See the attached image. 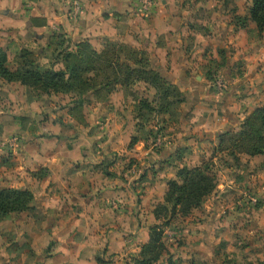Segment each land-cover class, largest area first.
Instances as JSON below:
<instances>
[{
  "label": "crops",
  "instance_id": "obj_1",
  "mask_svg": "<svg viewBox=\"0 0 264 264\" xmlns=\"http://www.w3.org/2000/svg\"><path fill=\"white\" fill-rule=\"evenodd\" d=\"M159 1L151 0L145 8L144 0H80L79 11L73 15V0H0V49L7 52L8 61L12 51L23 49V40L27 41L26 47L43 43L39 51L47 44L55 52V36L62 33L67 37L65 47L70 50L76 49L77 43L88 40L101 51L107 40H114L144 51L150 56L149 60L157 56L161 65L166 59L160 53H168L171 47L173 63H184L187 67L189 61L183 55V41L190 33L182 39L181 46L177 45L176 39L171 38L168 43L162 39L163 34L172 36L178 32L177 20L187 11L177 7L179 0ZM181 27L186 33L187 25ZM183 33L179 32L182 36ZM8 61L6 65L9 67ZM258 65L254 75H246L248 85L258 82L256 97L247 96L237 103L236 92L246 84L244 81L237 83L235 94L220 107L206 105L203 97L200 98L189 112L188 121L196 123L202 136L208 132V137H220L221 133L238 127L256 107L264 104H255L260 100L257 97L264 95L261 93L264 90V62ZM18 67L19 63L14 69ZM64 67V63H55L54 66L55 69ZM131 87L118 84L108 94L102 92L101 96L93 91L83 95L38 91L42 96H36L35 90L36 94H29V102H26V93L31 88L0 76V187L30 189L43 216L42 219L30 216L29 226L35 230L44 229L32 233L35 235L30 245L33 250L12 255L2 253L8 261L13 259L14 264L109 262L102 257L97 259L98 251L103 246L109 250L115 248L120 236L118 232L108 230L111 225L108 205L122 199L130 182H126L118 171L113 173L110 167L104 166L105 160L111 156L112 160L119 156L140 158L145 156L143 152H150L142 139L139 141L145 145V151L137 153L136 144L130 146L138 129V119L134 118L128 101L131 96L127 91ZM57 96L68 98L64 107H55L52 100ZM243 104L246 108L237 110ZM23 105L27 111L22 112ZM200 110L210 111L202 113ZM235 117L240 118L234 125H226L229 118ZM217 144V140L214 141V145ZM40 170L43 173L38 174ZM124 175L130 178L128 174ZM31 211L33 209L7 216L14 215L19 223L23 219L19 215L23 217ZM128 222L133 223L131 216ZM115 223L119 224L117 220ZM135 227V235L127 241L135 238L142 244L148 242L146 226L143 223L140 226L137 221ZM96 228L105 230L95 234Z\"/></svg>",
  "mask_w": 264,
  "mask_h": 264
},
{
  "label": "rangeland",
  "instance_id": "obj_2",
  "mask_svg": "<svg viewBox=\"0 0 264 264\" xmlns=\"http://www.w3.org/2000/svg\"><path fill=\"white\" fill-rule=\"evenodd\" d=\"M251 5L252 0H179L177 7L187 12L177 20L178 32L172 33V36L163 34L162 39L168 43L173 38L180 45L190 33L183 41V55L189 63H186L187 67L184 63H173L169 47L168 53H160L166 59L164 66L157 56L150 58V67L158 68L166 77L161 81L160 88L139 81L127 91L131 96L128 101L134 118L138 119L137 153L145 151L146 147L150 152H143L145 156L140 158L119 156L112 160L111 156L105 160L104 166L110 167L113 173L118 171L126 182H130V186H126L128 191L125 188L121 200L117 199L116 204L111 201L108 205V217L111 218L108 230L116 231L120 236L115 248L109 250L103 246L98 251V260L102 257L106 259L104 261H109L105 264H136L138 257L143 256L141 251L147 242L142 244L135 238L128 242L127 239L135 235L133 231L138 221L148 230L147 241H151L152 227L159 226L164 231L161 241L165 250L153 264H264V154H249L248 142L233 151L221 147L220 137H208V132L202 136L196 123L188 121L189 112L201 97L206 105L220 107L229 102L238 84L244 81L246 84L236 92L237 103L247 96H257L255 86L258 82L248 85L246 75H254L258 63L264 62V29L260 30L250 18ZM180 24L187 25L186 33H183ZM59 35L62 38L55 36V52L47 44L39 51L43 43L26 47V40L22 42L23 49L31 51L37 63L47 66L63 63L56 62V54L65 50L67 37L62 33ZM20 51L10 53V68L17 67ZM33 91L30 89L26 93V102L36 93V96H42ZM261 93L264 94V90ZM257 99L260 100H256V105L264 103V95ZM52 101L55 107H64L68 98L62 96ZM245 105L237 110L246 108ZM22 109V112L27 111L24 105ZM247 117L238 127L229 130L238 133ZM239 118H229L226 125H234ZM140 139L145 141L146 147ZM216 140L218 144L215 146ZM183 166L201 167L206 173L215 175L217 187L190 212L163 211L161 219H156L154 211L165 203L168 182L178 178L177 173ZM39 173H43L42 170ZM125 173L130 178L127 179ZM35 203L39 204L33 201L30 214L19 215L23 218L22 222L18 223L14 215L0 220V264H14L13 259L8 261L2 256L4 252L12 255L33 250L30 245L35 235L32 236V233L44 231L29 226L30 216L35 219H42L43 216ZM36 208L37 211H34ZM129 216L132 224L128 222ZM164 216L170 219V225H163ZM102 230L105 228H96L95 234H101Z\"/></svg>",
  "mask_w": 264,
  "mask_h": 264
},
{
  "label": "trees",
  "instance_id": "obj_3",
  "mask_svg": "<svg viewBox=\"0 0 264 264\" xmlns=\"http://www.w3.org/2000/svg\"><path fill=\"white\" fill-rule=\"evenodd\" d=\"M250 18L260 30L264 29V0H252ZM60 43L63 44V41ZM64 48L56 54V62L64 63L62 69H55V63L49 66L37 63L33 53L27 49H22L18 54L20 67L10 69L6 65L8 54L0 49V76L8 81H20L40 92H73L83 95L93 91L98 96L104 91L108 94L118 84L130 87L139 81L160 88L161 81L166 78L161 70L150 67L149 57L144 51L125 43L107 40L99 51L90 41L84 40L77 43L74 50ZM137 141V136H133L130 146ZM244 142L249 144V154H264V105L248 115L238 133L227 131L220 134V146L226 149H240ZM177 177L168 182L165 203L154 211L156 219H161L163 211L190 212L202 204L217 187L216 176L206 173L201 167L183 166ZM34 199L33 192L28 188L0 187V219L12 213L31 210ZM163 219V225H170L169 218L164 216ZM163 233L159 226L152 227L151 241L143 247V256L138 257L136 264H153L160 258L165 250L161 241Z\"/></svg>",
  "mask_w": 264,
  "mask_h": 264
},
{
  "label": "built area",
  "instance_id": "obj_4",
  "mask_svg": "<svg viewBox=\"0 0 264 264\" xmlns=\"http://www.w3.org/2000/svg\"><path fill=\"white\" fill-rule=\"evenodd\" d=\"M151 3V0H144V6L147 8V6ZM80 7V0H73V8L71 12L73 15H77Z\"/></svg>",
  "mask_w": 264,
  "mask_h": 264
}]
</instances>
